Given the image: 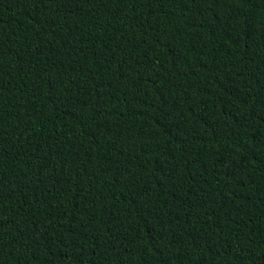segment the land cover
<instances>
[{
    "label": "trees",
    "instance_id": "1",
    "mask_svg": "<svg viewBox=\"0 0 264 264\" xmlns=\"http://www.w3.org/2000/svg\"><path fill=\"white\" fill-rule=\"evenodd\" d=\"M0 264H264V0H0Z\"/></svg>",
    "mask_w": 264,
    "mask_h": 264
}]
</instances>
